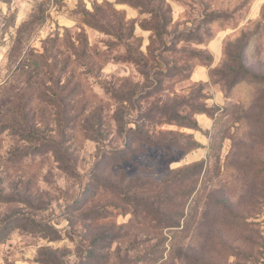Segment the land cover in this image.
Returning a JSON list of instances; mask_svg holds the SVG:
<instances>
[{
    "label": "rangeland",
    "instance_id": "1",
    "mask_svg": "<svg viewBox=\"0 0 264 264\" xmlns=\"http://www.w3.org/2000/svg\"><path fill=\"white\" fill-rule=\"evenodd\" d=\"M0 264H264V0H0Z\"/></svg>",
    "mask_w": 264,
    "mask_h": 264
},
{
    "label": "trees",
    "instance_id": "2",
    "mask_svg": "<svg viewBox=\"0 0 264 264\" xmlns=\"http://www.w3.org/2000/svg\"><path fill=\"white\" fill-rule=\"evenodd\" d=\"M121 1L127 2L130 5L136 6V7H144V6H146L150 2V0H121ZM87 22H88V24H90L91 26H94L97 29L100 28V29L104 30V28H105L102 25H98V24H95V23H91V21H87ZM173 118H175L179 122L181 121V122H184V123H188L189 124L188 119L185 116H183V115L175 114V115H173ZM61 160L62 159L59 158V161H61Z\"/></svg>",
    "mask_w": 264,
    "mask_h": 264
}]
</instances>
